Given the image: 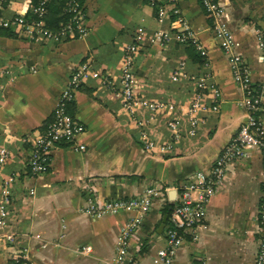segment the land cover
<instances>
[{
	"label": "crops",
	"instance_id": "0c3cea01",
	"mask_svg": "<svg viewBox=\"0 0 264 264\" xmlns=\"http://www.w3.org/2000/svg\"><path fill=\"white\" fill-rule=\"evenodd\" d=\"M219 21L231 31L234 53L240 54L252 82L262 88L259 113L264 129V0H224ZM181 15L205 47L212 82L220 90L219 110L205 113V122L194 137H185L171 152L147 149L139 128L115 95L89 80L77 91L72 114L86 126L78 141L86 150L62 144L52 154L47 172L32 175L28 160L32 136L43 129L58 104L73 69L89 61L93 67L120 75L124 46L141 28L149 32L157 22L149 0H85L88 34L60 41L11 37L0 31V146L12 157L0 168V195L4 179L17 174L11 186L8 225L0 229V264H17L21 253L33 264H112L125 222L140 217L139 210L99 214L107 200L142 196L155 188L150 210L133 234L128 257L155 264L166 245L164 216H170L175 188L194 181L197 171H209L247 114L243 92L233 80L229 55L214 37L213 20L199 0H177ZM34 0H5L0 16L26 12ZM181 62L190 73H201L187 46L174 40L162 47L150 39L136 58L138 92L152 100L185 105L194 86L173 82L171 74ZM148 119V130L157 144L170 131L164 116ZM174 189V190H173ZM171 202L168 213L165 206ZM168 222V219H167ZM13 234L7 241L4 234ZM264 242V163L258 150L230 161L208 202L201 224L184 235L174 264H255Z\"/></svg>",
	"mask_w": 264,
	"mask_h": 264
},
{
	"label": "built area",
	"instance_id": "2783aa9c",
	"mask_svg": "<svg viewBox=\"0 0 264 264\" xmlns=\"http://www.w3.org/2000/svg\"><path fill=\"white\" fill-rule=\"evenodd\" d=\"M51 1L39 0L26 12L10 17L0 16V31L15 28L20 35L32 39L54 41L73 39L88 34L87 26H85V0H68L67 11L74 14L76 22L62 25L59 30L47 27L46 16ZM156 1L158 0H152L151 5L154 6ZM161 1L162 3L157 6L155 16L157 22L163 27L152 32L141 28L134 33L132 40L124 46L120 75L114 76L98 70L89 61L82 62L73 69L50 120L42 130L32 136V151L28 160L32 175L48 171L52 154L62 144H73L77 150H86L85 144L78 141L85 133L86 126L69 112V106L75 102L80 87L89 80H96L100 86L111 91L119 99L131 122L139 128L141 143L149 150L157 148L163 153L171 152L183 142L187 135L194 137L198 134L200 126L205 122V113H215L219 110L221 94L219 88L212 82L211 63L205 47L197 38L195 30L181 15L176 4L177 0ZM199 1L207 16L213 20L214 37L224 52L229 55L231 75L242 89L241 105L246 111L247 118L215 158L211 170L197 171L194 181L181 188H175L177 193L165 230L166 245L158 251L155 264H174L176 251L184 242V235L189 230L198 227L205 218L208 202L224 176L226 166L230 161L243 158L255 149L260 152L264 163V129L259 117L262 109V88L252 82L249 69L242 56L233 52L235 45L230 29L219 21V17L225 11V1ZM4 4L5 0H0V10L4 9ZM30 11H32V16L28 17ZM147 39L162 47L174 40L181 45H192L200 53L201 73L188 72L186 62H181L170 76L173 82L187 80L193 84L194 93L185 105L164 99L152 100L139 94L135 71L136 58ZM259 46L264 51V37H260ZM144 112L148 113L152 119L164 116L170 131L167 140L160 144L154 141L147 128L148 119L142 117ZM11 157L9 148L0 146L1 169L6 167ZM17 179L16 173L4 179L0 195V229H5L8 225L10 188ZM157 194L158 191L151 187L140 197L110 199L98 208L99 214H116L121 210H139L142 214L140 217L129 218L123 225L118 238L115 261L112 264H141L137 260L129 259V245L133 234L143 220V215L150 210ZM4 237L10 242L15 238L10 233L4 234ZM14 258L17 264H33L21 253L15 254ZM255 264H264V242L259 245Z\"/></svg>",
	"mask_w": 264,
	"mask_h": 264
},
{
	"label": "trees",
	"instance_id": "16d2710c",
	"mask_svg": "<svg viewBox=\"0 0 264 264\" xmlns=\"http://www.w3.org/2000/svg\"><path fill=\"white\" fill-rule=\"evenodd\" d=\"M150 3L152 0H149ZM35 4L39 2V0H34ZM68 0H52L48 5V13L46 16L47 27L52 30H59L62 25L73 23L75 24L76 20L74 19V14L67 11L68 8ZM159 3H162L161 0H158L154 3V11L156 12L157 6ZM28 17L32 16V11H30L27 15ZM1 31H5L8 36L17 37L20 33L15 28L10 29H2ZM190 49L193 59L198 63L202 64V58L200 53L196 50V48L192 45H185ZM73 104V103H72ZM71 104V105H72ZM69 106V112L72 114V107ZM171 206V202L165 206V213H168Z\"/></svg>",
	"mask_w": 264,
	"mask_h": 264
},
{
	"label": "water",
	"instance_id": "95a60500",
	"mask_svg": "<svg viewBox=\"0 0 264 264\" xmlns=\"http://www.w3.org/2000/svg\"><path fill=\"white\" fill-rule=\"evenodd\" d=\"M167 219H168V214H166L164 216V220H163V224L161 225V230H163V228L165 227L166 223H167Z\"/></svg>",
	"mask_w": 264,
	"mask_h": 264
}]
</instances>
